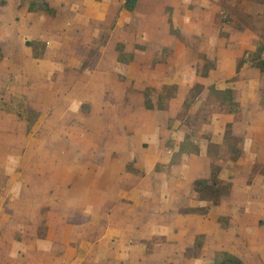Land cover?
<instances>
[{"label":"rangeland","instance_id":"374dc122","mask_svg":"<svg viewBox=\"0 0 264 264\" xmlns=\"http://www.w3.org/2000/svg\"><path fill=\"white\" fill-rule=\"evenodd\" d=\"M57 1L56 16L17 12L15 5L4 12L13 11V21L11 33L0 29V185L31 187V201L17 204V211L7 204L0 217L42 218L45 232L60 228L49 224L61 218L82 220L89 216L88 187L110 185L115 177L134 184L156 154L158 168H170L166 161L175 148L173 160L180 162L174 170L188 183L210 177L218 165L238 191L251 188L238 194L233 219L228 213L235 201L228 195L212 218L210 206L198 209L206 222L185 255L193 264H209L231 247L243 264H264V165L256 163L248 174L249 163L232 162L238 150L199 138L204 130L217 139L219 126L229 123L226 115L214 112L191 130L186 125L201 108H220L209 88L221 78L210 71L219 48L240 37L264 43V3L250 0L260 11L249 14L240 10L243 0H137L132 11L125 0ZM255 55L241 61L252 65ZM248 116L243 108L234 117L242 131L252 125ZM253 122L259 131L264 112ZM195 141L206 154L193 152ZM243 144L242 136L236 149ZM38 194L45 199L40 205Z\"/></svg>","mask_w":264,"mask_h":264},{"label":"crops","instance_id":"0c3cea01","mask_svg":"<svg viewBox=\"0 0 264 264\" xmlns=\"http://www.w3.org/2000/svg\"><path fill=\"white\" fill-rule=\"evenodd\" d=\"M6 1L4 6L0 5V29L11 33V30H8V24L12 28L13 11H9V15L4 14L8 10V5L11 7L15 5L17 12L22 10L29 14L30 11L26 5L22 4L24 0ZM49 2L59 12L58 1L49 0ZM240 10L249 14H257L260 11L259 5L253 4L250 0H243ZM260 21H263V18ZM256 38L258 39L248 42L240 37L236 45H229V47L224 45L223 48H219L217 56H214V66L210 71L211 74L219 73L221 78L216 79L218 82L216 80L212 82V85L221 90L231 88L238 110L222 113L226 115L225 120L229 123L227 126H219V131L222 133L218 134L217 139L213 133L204 131V128L199 135L201 139L217 141V144L222 146L229 144L227 130L230 131L231 137L239 138L240 142L243 136L244 144L243 149L241 147V154L236 159L233 158L232 162L233 164L240 161L249 163L248 174L254 173L256 163L264 165V125H257L259 129L257 132L254 131L253 125L254 114L264 112V73L250 65L248 61H241L248 52L257 50L256 41L260 38ZM0 48L3 52L1 45ZM243 108L252 123L247 125L244 131L236 125L238 121L234 118L236 114L243 111ZM219 118H222L221 115ZM186 125L190 130L192 129L191 125ZM204 133L207 136H203ZM189 134V131L185 134L184 143ZM183 142L178 143L179 146ZM189 145L195 147L193 150L195 153H201V155L207 153L204 149L200 151L197 142ZM171 150L172 156L166 161L170 168L165 170L158 168L159 160L156 154L152 159L153 165H144V171H141L143 173L139 172L137 177L139 181L134 184L121 185L115 177L110 185L88 187L86 193L91 195V201L85 204L84 212L89 216L82 220L61 218L49 224V226L60 228H49L45 232L39 229L40 226L46 225L45 219L28 216L11 217L12 212H8L7 217H0V264H180L181 261L193 264L191 262L193 259L185 255V247L189 242H193L194 234L198 231L202 232L200 228L203 230L206 222V215L198 209L210 206L207 217L212 218L216 215V211L218 212L220 200L217 204L209 201L212 202L211 205L205 203L208 202L207 200L195 195L194 182L198 179H210L211 175L194 178L188 183L187 179L182 177L183 174L179 175L174 170L175 165H179L180 159L176 158L174 161L176 149ZM228 150L231 151L229 147ZM259 177L263 179L264 174ZM220 178L225 180L221 172ZM229 182L232 185L227 195L235 203H231L228 214L232 215L233 219L235 216L233 212L235 213V209H238V194H249L251 188H246L245 193L243 190L238 191L241 188L236 187L233 181ZM30 190L31 187L25 185L13 183L0 185V209L4 206L9 208L7 206L9 204L12 206L9 209L15 211L17 204L28 205L31 201ZM69 190L72 192L74 186H71ZM96 190L100 192L98 198L94 197ZM39 193L44 196L45 192ZM40 194L37 200L39 205L45 202L44 197L40 198ZM244 218L243 215L242 219ZM78 226H92L94 229L87 233V230L83 232L84 228L81 230L77 228ZM228 248L227 251L242 259L234 248Z\"/></svg>","mask_w":264,"mask_h":264},{"label":"trees","instance_id":"16d2710c","mask_svg":"<svg viewBox=\"0 0 264 264\" xmlns=\"http://www.w3.org/2000/svg\"><path fill=\"white\" fill-rule=\"evenodd\" d=\"M264 3V0H260ZM23 5L28 7V11L30 12H42L46 13L50 16H56L57 9L51 5L49 0H24ZM137 5V0H125L124 7L130 11L134 10ZM36 41H30V44H34ZM264 52V43L262 45L257 46L256 57L251 59L252 66L259 68L262 72H264V62L261 59V54ZM3 57L2 49L0 48V59ZM126 60H123L125 62ZM128 62V61H127ZM210 91L213 96L214 103L219 104V110L209 109V111H204V109H200L197 114L193 117L192 115L189 117L191 119L188 120L189 125H203L208 123L214 114V112H236L237 104L234 101L233 93L231 88H226L224 90L218 89L215 86L210 87ZM175 95V93L173 94ZM215 99V100H214ZM211 101V104H213ZM206 114H202V112ZM193 119V120H192ZM227 134H230V131L227 130ZM207 136L206 133L203 136ZM229 138V139H228ZM227 140L229 143V148L231 151L238 150V153L234 159L240 156L241 149H236V146L240 142L239 138L231 137L227 135ZM228 145V144H227ZM211 151H209L210 153ZM221 168L218 165H215L212 169V174L210 179H198L194 182V193L199 198L207 201H212L217 204L219 200L227 195L231 190V182L223 180L220 178ZM212 264H243V260L237 256L236 254L229 252L227 250L217 251L215 254V260Z\"/></svg>","mask_w":264,"mask_h":264},{"label":"built area","instance_id":"2783aa9c","mask_svg":"<svg viewBox=\"0 0 264 264\" xmlns=\"http://www.w3.org/2000/svg\"><path fill=\"white\" fill-rule=\"evenodd\" d=\"M261 59L264 62V52L261 54Z\"/></svg>","mask_w":264,"mask_h":264}]
</instances>
